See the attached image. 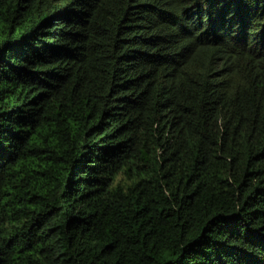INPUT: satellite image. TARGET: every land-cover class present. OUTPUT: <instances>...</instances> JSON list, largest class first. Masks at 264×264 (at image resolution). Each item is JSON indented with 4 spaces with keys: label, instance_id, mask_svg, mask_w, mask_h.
Here are the masks:
<instances>
[{
    "label": "trees",
    "instance_id": "1",
    "mask_svg": "<svg viewBox=\"0 0 264 264\" xmlns=\"http://www.w3.org/2000/svg\"><path fill=\"white\" fill-rule=\"evenodd\" d=\"M0 264H264V0H0Z\"/></svg>",
    "mask_w": 264,
    "mask_h": 264
}]
</instances>
